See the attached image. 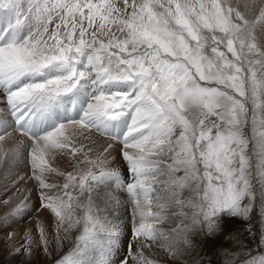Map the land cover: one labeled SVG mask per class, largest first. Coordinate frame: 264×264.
<instances>
[{"label": "snow or ice", "instance_id": "6c2138e0", "mask_svg": "<svg viewBox=\"0 0 264 264\" xmlns=\"http://www.w3.org/2000/svg\"><path fill=\"white\" fill-rule=\"evenodd\" d=\"M0 101V165L30 164L11 182L33 179L55 242L72 238L55 264H169L197 228L207 240L256 210L264 224V0H0ZM77 134L110 143L46 182L65 175L46 152L75 157ZM0 205V231L40 210Z\"/></svg>", "mask_w": 264, "mask_h": 264}, {"label": "rangeland", "instance_id": "374dc122", "mask_svg": "<svg viewBox=\"0 0 264 264\" xmlns=\"http://www.w3.org/2000/svg\"><path fill=\"white\" fill-rule=\"evenodd\" d=\"M2 103V101H0ZM82 153L79 152L75 157L73 156H68L69 159L73 158H79V156ZM117 159L119 160V155L118 152L115 155ZM72 157V158H70ZM92 157H95L93 155ZM111 159V158H110ZM48 161V160H47ZM49 166L54 167L49 161ZM23 166L25 170H23V173H19V177H28L31 176V170L28 171L29 167H27V164L25 163L23 159ZM80 166H84L83 164H80ZM58 169V168H57ZM65 170V171H63ZM67 169H62L61 172H64L66 175L60 176L57 175V173L53 172L51 173L48 178L46 179V182L49 183H56L58 185L66 182L65 180L63 181L64 178H67V173L70 172V170ZM73 170H76L73 169ZM72 171V170H71ZM14 172V171H13ZM3 173V174H1ZM5 169L4 166L0 165V200H9L10 204L14 202H18L19 200H22L24 198V194L22 193V190L24 186L27 184V182H31L33 187L34 184L36 183L33 179H18L16 183H12L13 174L6 173L9 175L6 180V174H5ZM2 175H4L2 177ZM5 179V181H4ZM49 180V181H47ZM61 180V181H60ZM4 181V182H3ZM6 182V183H5ZM35 182V183H34ZM6 185V186H5ZM23 186V187H22ZM4 187V188H3ZM17 188L20 190L17 191ZM22 188V189H21ZM62 188V187H61ZM5 189V190H4ZM30 189V188H28ZM4 190V191H3ZM55 191L57 193V189L53 188L51 191ZM34 197L31 200V205L32 209H40L39 211H32L30 215L24 217L23 219H20V221L16 224H13L10 227V230H19L23 232L29 223L35 222L37 225V222L40 220L39 217L41 212V208L39 205V199H38V193L37 191L33 190ZM48 191V190H46ZM17 193V194H16ZM22 194V196H21ZM26 194V192H25ZM62 194V192H61ZM118 197H120L121 200H123L126 193L121 195L119 191L115 193ZM28 197V196H27ZM30 199L31 196L29 195ZM67 199V197H65ZM127 199V198H126ZM8 207L7 205H0V208H5ZM129 207V208H128ZM124 214H121V217H127L128 215L131 216V208L130 206H125L122 209ZM130 211V212H129ZM4 212V211H3ZM3 212L0 216L3 215ZM128 212V213H127ZM256 213V212H255ZM250 215L248 220H244L242 218L236 217V218H229L226 223L222 222V227L221 231L213 236H210L205 240V235L203 232L199 231V228L196 230V234H193L190 236V239L193 241V245L191 248H188L187 251L183 253L182 258H178L175 261H173L170 258L167 257L169 260V264H228L229 259L231 258H240L241 256H247L249 253L256 255L259 257L260 255H264V245H261L259 243V236L262 231H264V224H262L261 217L259 215L256 216V214ZM127 214V215H126ZM39 215V216H38ZM174 220H176V217H173ZM259 221V223H258ZM177 223H179L178 220H176ZM190 221H185V223H189ZM259 224L260 230L255 229L257 225ZM160 227L164 228L166 231H168L171 227L169 224L161 225ZM4 235V234H3ZM3 235L0 234V239H2ZM14 235V234H13ZM176 238V244L177 247H183L181 244L180 238ZM12 239V238H11ZM3 240L5 238L3 237ZM4 243V241H2ZM6 246H0V264H31L32 259H33V254L29 258L27 255L22 254L23 249H21L20 253H17L15 250H12L13 248L8 246V243H5ZM68 245V246H67ZM63 248L61 251H53L51 249L50 243L48 245V255H49V261H43L40 262V264H55V261L64 253H66L70 247L72 246V238L68 241V244ZM8 246V247H7ZM9 249H7V248ZM1 248L5 249L4 251L1 250ZM32 248H34L32 246ZM2 251V252H1ZM159 251V249H157ZM8 252V253H6ZM125 252L124 249L121 248V254L123 255ZM172 260V262L170 261ZM171 262V263H170ZM33 264V263H32Z\"/></svg>", "mask_w": 264, "mask_h": 264}, {"label": "bare ground", "instance_id": "6f19581e", "mask_svg": "<svg viewBox=\"0 0 264 264\" xmlns=\"http://www.w3.org/2000/svg\"><path fill=\"white\" fill-rule=\"evenodd\" d=\"M74 143H75L76 147H80L81 148V153L82 154L79 156V158L69 159L68 156L62 154V151L63 152H68V151H70V149H64L62 151L61 150H52V152H55V155H53L52 152H46V154H45L46 160H48L54 167L58 168L59 171L60 170L62 171V169H67V170L71 171V170L75 169L74 165H75L76 161L77 160H82L85 153L88 156L92 157L93 155H96L100 151H102V149L108 143H110V141L106 140L103 137H100L99 135H90V136H88V138H85V136L77 134V136L74 138ZM118 147L119 146L117 145V149H118ZM90 148L92 149L91 152H89ZM117 152L118 151H113L112 155L115 156L117 154ZM76 155H77V153H76ZM70 158H72V157H70ZM23 165H24L23 164V158H21V160L15 162V164L10 165L9 166V171H7L6 173L13 174V175H15V177L18 178L20 176L19 173H23L22 171L25 170ZM80 167H84V166H80ZM67 170H66V173H67ZM63 171H65V170H63ZM1 174H3V173H1ZM3 176L4 175H2V177ZM8 176L9 175L6 174V177H4V178H6V180H7V178H9ZM4 181H5V179H4ZM28 188H30V189H28ZM32 188L34 190V187H33L32 183L31 182L30 183L27 182V184L24 186V188L22 190V193L25 195L24 197H27V196L29 197V195H30L31 196V200L33 198H35L34 194H33V191H32ZM25 192H26V194H25ZM51 192H52V194H56V192L54 190L51 191ZM21 196H22V194H21ZM124 197L127 198V194ZM126 198H124L123 200H126ZM31 206H33V205H31ZM124 207H119L118 208V212L114 213V215L120 216V218L124 221V223L128 224L130 222L131 216L128 215L127 217H121V214L125 215V212L122 211V209ZM3 211H4V209L0 208V215L2 214ZM41 211H43V212L39 213L41 217H39L40 220L37 222V225L33 221V222L28 224L27 228L23 232H21L19 230H10V228H8L6 231H0V234L1 235L4 234L3 237L5 238V240H3V237H2V239H0V246H3V245L6 246L5 243H8V246L9 247L11 246L13 248L12 250H15L16 248H19L22 243L25 242L26 236L30 233L31 237H32V239L34 241V243L32 245L34 247V248H32V254L34 256H33V259H32L31 262L33 264H40V262L49 261L50 260L49 259V255H48V253L44 252L43 244L39 240L40 228L43 227L44 233L47 236L48 242L50 243L51 249L53 251H56V250L61 251L63 248H65V246L68 244V241L70 240L71 236L68 239H65L63 241L62 246L58 245L55 242V237L57 235V227H56V219L54 217V214H52L50 212V210H48V209L41 208ZM9 232L12 233L10 238H9ZM74 232H75V230H74ZM61 235H63V233H61ZM125 238H127L129 240L132 239L129 236L127 229H125ZM2 241H4V243H2ZM49 243H48V245H49ZM37 245H39V246H37ZM121 248L124 249L125 252H126V247L124 245H122ZM7 249H9V248H7ZM1 250L4 251L5 249L1 248ZM6 253H8V252H6ZM168 258H170V257H168ZM170 261L172 262V260H170Z\"/></svg>", "mask_w": 264, "mask_h": 264}]
</instances>
